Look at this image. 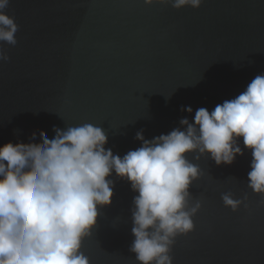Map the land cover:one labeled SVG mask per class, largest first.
<instances>
[{
    "label": "water",
    "instance_id": "obj_1",
    "mask_svg": "<svg viewBox=\"0 0 264 264\" xmlns=\"http://www.w3.org/2000/svg\"><path fill=\"white\" fill-rule=\"evenodd\" d=\"M6 11L19 31L16 46L0 45L9 56L0 61V147L92 123L123 157L141 147L138 131L148 140L168 134L264 73V0H203L196 10L155 0H10ZM188 106L191 114L181 111ZM240 146L231 166L193 159L203 173L190 204L202 207L193 231L176 238L173 264H264V197L247 187L252 155ZM112 179L111 205L81 250L90 264H137L129 252L135 193ZM228 192L247 195V207L226 208Z\"/></svg>",
    "mask_w": 264,
    "mask_h": 264
},
{
    "label": "clouds",
    "instance_id": "obj_2",
    "mask_svg": "<svg viewBox=\"0 0 264 264\" xmlns=\"http://www.w3.org/2000/svg\"><path fill=\"white\" fill-rule=\"evenodd\" d=\"M155 2L196 10L203 0ZM9 3L0 0V45L14 47L19 26L6 11ZM8 60L0 47V61ZM181 111L191 114L192 108ZM179 125L151 140L138 131L141 147L123 157L106 148L107 133L92 123L54 127L52 139L41 131L40 143L0 147V264H90L82 243L91 237L99 210L111 205L113 174L135 193L129 252L137 264H173L176 238L193 231L202 207L201 200L190 204L189 188L203 173L193 159L231 166L244 154L241 139L252 155L247 187L264 197V73L235 98L211 112L201 107L194 122L182 118ZM221 200L234 212L247 207V195L236 199L228 192Z\"/></svg>",
    "mask_w": 264,
    "mask_h": 264
}]
</instances>
